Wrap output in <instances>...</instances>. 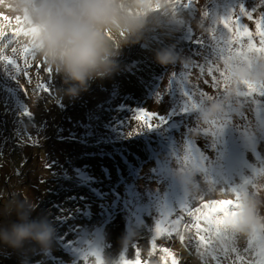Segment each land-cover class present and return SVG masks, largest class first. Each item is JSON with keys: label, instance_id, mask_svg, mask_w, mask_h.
Instances as JSON below:
<instances>
[{"label": "rangeland", "instance_id": "1", "mask_svg": "<svg viewBox=\"0 0 264 264\" xmlns=\"http://www.w3.org/2000/svg\"><path fill=\"white\" fill-rule=\"evenodd\" d=\"M262 2L195 0L193 11L176 6V0H141L156 13L164 6L167 15L151 21L138 41L110 33L118 70L76 98L62 95V79L54 68L47 71L43 57L24 52L31 37H13L6 28L0 56L15 59L19 71L0 61V210L26 199L35 214L54 222L57 238L46 251L31 243L20 251L0 245V264H97L90 255L95 249L103 260L118 255L134 261L138 250L143 264H164L163 248L179 264H256L257 242L264 239V85L245 83L229 100L226 115L205 123L199 113L225 95L234 64L264 60V53L247 52L249 41L239 39V31L221 23L235 7L240 25L259 46L254 20L239 13V4L249 11L255 7L258 19ZM10 9L11 0H0V13L15 17ZM189 33L201 45L192 44ZM187 43L200 55L193 57ZM168 46L182 54V63L156 61V51ZM225 64L227 86L216 73L218 88L208 69ZM25 108L33 115H25ZM140 108L158 113V126L144 129L134 119ZM237 194L242 206V196L258 205L250 234H237L239 215L221 229L200 232L206 241H199L189 209Z\"/></svg>", "mask_w": 264, "mask_h": 264}, {"label": "clouds", "instance_id": "2", "mask_svg": "<svg viewBox=\"0 0 264 264\" xmlns=\"http://www.w3.org/2000/svg\"><path fill=\"white\" fill-rule=\"evenodd\" d=\"M144 8L137 12L135 9ZM11 13L26 17L37 29L36 52L62 79L60 92L76 98L96 80L111 77L118 70L109 33L124 32L128 38H143L150 22L167 15L161 6L156 13L141 0H11ZM162 66L182 63V54L168 46L155 53ZM232 83L224 96L208 101L199 113L207 123L228 112L227 104L245 82L264 85V60L232 66ZM243 207L236 222L238 235L246 237L255 227L258 205L251 196H242ZM28 200L10 201L0 210V245L16 251L31 243L41 250L52 247L57 238L54 222L45 214H35ZM14 217V218H12ZM104 264H120V258L107 256Z\"/></svg>", "mask_w": 264, "mask_h": 264}, {"label": "snow or ice", "instance_id": "3", "mask_svg": "<svg viewBox=\"0 0 264 264\" xmlns=\"http://www.w3.org/2000/svg\"><path fill=\"white\" fill-rule=\"evenodd\" d=\"M195 3V0H187V3H181L180 0H176V6L180 8H184L186 10H193V5ZM262 7H264V2L261 4ZM160 6L158 5L156 9L154 10H159ZM257 11V9L254 7L251 11H249L246 7L245 4L240 3L239 4V13L242 14L243 16H247L249 20H254L255 23V31L256 35L259 37V46L257 45L256 41L253 40V33L252 31L246 27L240 25V20L239 18L236 17V8L231 7L228 11L227 15H224L222 18V25L224 29L229 30L232 33H235L239 31V39L247 38L248 39V48L247 52L253 53V52H260L264 53V14H261L258 19L254 17V13ZM210 13H206V15H209ZM13 21H15V26H13ZM27 25V27H24L23 25ZM236 24L239 27L238 28H233L231 25ZM6 28H11L12 29V36L15 37L17 35L23 34L24 36H29L31 37L30 41V47H25L24 52L29 53L32 52L33 55L36 52V47H35V39L37 36V29L34 28L33 26L30 25L26 17H20V16H15V17H10L6 15L5 13H0V36H5V29ZM111 34L109 33V36ZM123 35V32L121 33ZM191 39L189 41L192 42V44L195 45H201L202 40L201 39H193L192 34H188ZM212 38L216 39L215 33L212 34ZM160 43H163V41H160ZM228 43L230 44H235L236 41H229ZM243 45H241V48ZM187 48L189 52L193 55V57L199 56L200 53L198 50L193 51V48L191 44L187 43ZM13 52H16V49H12ZM240 54H243L241 52ZM211 59V56L209 55L208 57ZM0 61L6 62L8 65H17V61L8 55H3L0 56ZM25 63H27V58H25ZM198 63V61H197ZM17 70L19 71V67L17 65ZM49 73L53 71L51 67L47 69ZM208 72L210 75H212L213 83L219 88L221 85V79L223 81V88L227 86V80L230 75V70L228 66L225 64V66L220 69L216 68L213 70L212 68L208 69ZM216 73H219V77L217 78ZM27 74V73H25ZM247 84V82H245ZM248 89L249 92L253 91V86L248 84ZM201 96L204 98L208 96V93L206 92H201ZM211 98V97H208ZM193 108L199 107L198 104L195 102L192 103L191 105ZM25 115L27 116H32L33 114L31 111H29L27 108H25ZM134 119L136 121H140L143 123L144 129L145 128H151L154 126H158V122L161 121V118L158 113L154 112H149L143 108L135 110V116ZM153 121H156L153 123ZM139 131H136L138 133ZM133 134V133H132ZM242 204L239 200V195L237 194L236 199H225V200H213L211 202H205L203 203L202 207L196 208L195 211H193L191 208L189 209L188 214L192 218V225L191 227L196 231L198 234V240L201 242L206 241V236L205 235H200V232H205L207 233L210 228H215V229H221L228 225L230 222H232L236 217H238L241 214V209H242ZM179 223V221H177ZM206 225L208 227H206ZM156 231L160 232V226H156ZM184 237H181V240H183ZM252 245L250 244V247ZM164 253L168 254L165 257H162L164 260V264H169V256L171 257V264H179V260L176 258L175 253L171 252L170 249L168 248H163L161 249ZM256 256L259 257L258 261L256 264H264V239L260 240L257 242V250H256ZM91 256L95 257L97 264H104V260L102 258V252L100 250H94L90 253ZM49 259H52L51 256L49 255ZM85 259H87V256H85ZM39 264H43V261H38ZM120 264H143V262L140 260V254L139 251L137 250V259L134 261L127 260L125 257H122Z\"/></svg>", "mask_w": 264, "mask_h": 264}, {"label": "bare ground", "instance_id": "4", "mask_svg": "<svg viewBox=\"0 0 264 264\" xmlns=\"http://www.w3.org/2000/svg\"><path fill=\"white\" fill-rule=\"evenodd\" d=\"M156 81H159V78H158V77H156ZM144 93H146V92H144ZM146 94H147V93H146ZM196 133H197V135L201 136L197 130H196ZM201 137H202V136H201ZM210 159H211V158H209V160H208V164H210V163L213 162V160H210Z\"/></svg>", "mask_w": 264, "mask_h": 264}]
</instances>
